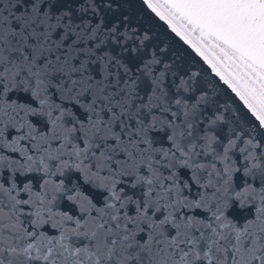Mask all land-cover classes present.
<instances>
[{
  "label": "snow or ice",
  "instance_id": "snow-or-ice-1",
  "mask_svg": "<svg viewBox=\"0 0 264 264\" xmlns=\"http://www.w3.org/2000/svg\"><path fill=\"white\" fill-rule=\"evenodd\" d=\"M0 264H264V0H0Z\"/></svg>",
  "mask_w": 264,
  "mask_h": 264
}]
</instances>
